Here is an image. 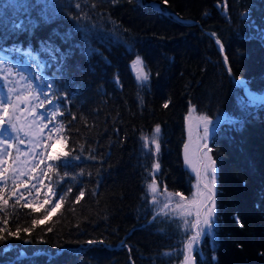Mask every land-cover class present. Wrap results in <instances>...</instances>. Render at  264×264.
<instances>
[{
    "label": "trees",
    "instance_id": "obj_1",
    "mask_svg": "<svg viewBox=\"0 0 264 264\" xmlns=\"http://www.w3.org/2000/svg\"><path fill=\"white\" fill-rule=\"evenodd\" d=\"M36 3L0 0V47L20 48L6 53L52 82L49 96L63 113L56 117L63 125L60 152L69 156L66 165L45 157L39 205L27 198L30 187L19 192L22 182L3 184L4 235L19 227L21 239L0 241V249L11 246L0 252V264H32L34 252L42 253L36 264H182L184 244L195 232L184 221H194L196 210L162 212L148 223L155 210L148 185L154 178L160 188L194 197L196 177L183 157L193 105L219 126L226 119L210 146L217 166L215 235L195 245L196 264H264V100L252 102L237 83L264 91V42L250 27L255 22L264 29V0H226V8L225 0H40L31 7ZM17 22L26 30L14 29ZM28 48L38 54L34 63ZM137 56L149 73L145 83L131 67ZM156 125L158 154L142 140ZM49 177L56 181L50 199ZM59 195L61 208L32 227L33 219L51 213ZM16 247L27 253L19 261ZM57 252L49 262L47 253Z\"/></svg>",
    "mask_w": 264,
    "mask_h": 264
},
{
    "label": "snow or ice",
    "instance_id": "obj_2",
    "mask_svg": "<svg viewBox=\"0 0 264 264\" xmlns=\"http://www.w3.org/2000/svg\"><path fill=\"white\" fill-rule=\"evenodd\" d=\"M167 0H165V3ZM40 4V0H37L36 4H33L31 7L36 8ZM21 7H25V5H21ZM45 8L48 7L47 4L44 5ZM79 7V5H77ZM224 8L227 7L226 0L224 5L222 6ZM244 18H248V13L245 12L242 14ZM179 19V17H177ZM31 24V21L29 22ZM14 29L17 30H26V27L23 22H17L14 23L13 25ZM250 27L254 28L256 31V36L259 38L262 42H264V29L257 28L255 25V22H251ZM211 35L215 36V33H212ZM216 43L220 45L221 49H223V45L220 44V41L217 39ZM20 48H12V49H5L0 47V82H3L4 86L7 87L8 83H10L9 77L15 73L20 77L21 80L29 79V77H25L24 74L20 71L18 63H14L12 58L8 55H4L6 52H20ZM25 55H27L30 58V62H35L38 59V54L34 52L32 48H28L25 52ZM133 71L136 74V79L138 82L145 83L149 80V73L145 70L143 61L141 57L137 56L135 61H133ZM230 71V69H229ZM41 80V86L42 87H47L49 89L52 88V82L50 81H45L43 76L41 75L40 77ZM237 83L242 84L245 86V89H247V85L245 84L244 81H238ZM27 87L31 90L34 86L31 82L27 85ZM14 92V89L8 88L6 93L0 94V211H2L7 205H8V200L4 198L3 195V184L7 182V177L6 173L9 171L7 167H5V164L7 163L5 157L10 155V148L12 145L9 143V139H16V137L10 136V133H19L22 129L17 128L16 123L14 122V117L12 114H10V106L13 110H19V102L21 101L20 95H17L16 101L12 100V94ZM40 96H44L45 99L48 101V104L50 106V109L46 111L44 114V118L55 121V118L57 115L63 116V113L59 111V103L56 102V100L51 99L47 96L46 93L43 91L38 92L36 99H40ZM249 96L252 98V102H259L261 100H264V95H257L256 93L249 92ZM29 97L24 98V103L27 104L29 102ZM43 106V102H41V107ZM165 107L168 105L165 104ZM193 108L190 107L189 109V116H191V113L193 112ZM39 115V114H37ZM75 119V117H73ZM199 122L203 124V131H204V138L206 139L209 136V125L213 124V121L210 120L207 116H201L199 117ZM220 121H217L214 127L219 126ZM228 123L232 124L233 126L239 125L242 123V121L239 120H229ZM46 127H48L46 125ZM63 125L57 126L55 123H53V126L50 127L48 130L51 131H57V130H62ZM41 133L43 132V129L40 130ZM160 133V126L156 125L154 129L153 136L151 140L149 141L148 137H142V140L144 141V148L151 153L152 149L150 145H154L155 153L158 154L160 151V143L157 140V137ZM27 135V133H26ZM51 139V137H49ZM19 143H23V141H19ZM41 143L39 140L36 141L35 147H40ZM48 146L45 145V148ZM205 148H207V145H205ZM187 149L188 145L185 144V160L188 162V157H187ZM20 149L17 145V152H19ZM31 151L35 155H46L47 160L52 161V162H61L62 164L66 165L68 162V156L69 153L67 152H59L56 155H52L51 153H40L36 154L35 153V148H32ZM211 149L208 148L207 152H205V156L207 158V163L204 165L205 169V174L206 176H210V184L206 183L204 184L203 188L204 191L198 192V193H193L194 199L190 201L189 203L193 206L196 207L197 211L195 214V220L194 221H187L185 220V226L189 227L190 229H195V232L192 236L188 237L187 241L184 244V248L182 250L183 252V262L182 264H196V259L193 256V252L195 251L194 246L198 245L200 242H202L204 239H209L213 240L214 235H215V228H216V200L215 196L217 193L216 189V183H217V168H216V162L212 160L211 156H209L207 153L210 152ZM63 158V159H62ZM74 159H79V157H74ZM15 163V161H14ZM40 163H44L43 160L40 161ZM61 166L60 164L57 165V167ZM39 167V164H36V167L32 169V171H35L36 168ZM48 170L50 172H55L57 176H59V173L56 168H53V164L49 163L46 165ZM160 165L158 163L153 165V169L158 170ZM12 173L13 175H16L18 173V169L16 167L12 168ZM45 176H48L47 172L42 173ZM65 176L68 175V173L64 174ZM197 177L199 178V173H197ZM42 183V181H38ZM15 183V181H14ZM52 183H56L52 179V177H49V189L51 191V185ZM59 183H57V187H59ZM33 188H36V185H32ZM199 187V185H197ZM37 192H39V189H36ZM148 190L149 192L153 195V203L157 202V196L160 195L161 193L158 192L155 180L153 178V183L148 185ZM72 189L68 188L67 192L71 193ZM165 198L167 200H171L174 196H180V202L177 203L176 209L181 213V215H191L190 212L185 213V209L188 207V204H185L184 200L185 198L182 196V194H174V193H167L165 189ZM13 196H16V192H12ZM84 196V191L81 190L79 195L76 197V201L78 202L82 197ZM199 197L196 199L195 197ZM23 198L22 196L18 197L16 200V203L19 202V199ZM64 200V195H59L58 198L55 200V205L51 209V213L49 215H46L43 220H37L33 219L32 220V227H35L39 224L42 223H47L48 220L51 218V215H54L60 208H61V202ZM44 203H51V200H46ZM26 206H31L26 205ZM44 205L41 204L40 207H43ZM168 204L164 205V208H167ZM37 209H33V211H36ZM163 211V209L161 210ZM237 222L239 223V218L236 217ZM0 224H3L4 227H0V241H7L8 237H13L15 239H21L20 237V231L21 229L18 227L16 232H11L8 231V235L5 236L4 233L7 231V224L8 220L7 219H0ZM241 227H243V224H240ZM30 228H24L23 232L29 233ZM48 231H52L51 228L48 229ZM24 244L31 243L30 240H24ZM103 241H93L90 240L88 241V244L94 245V244H102ZM11 246H6L3 249H0V252L7 253L10 250ZM17 252L16 255V260L19 261L22 258H24L27 253L23 250H20L18 247L14 248ZM42 255L40 252H34L29 259L32 261V264H36L35 257H38ZM60 253L57 252L56 254L52 253H47V258L48 261L51 262L54 259V256H59ZM166 255H170L169 253H166ZM213 260H215V256L212 257Z\"/></svg>",
    "mask_w": 264,
    "mask_h": 264
},
{
    "label": "rangeland",
    "instance_id": "obj_3",
    "mask_svg": "<svg viewBox=\"0 0 264 264\" xmlns=\"http://www.w3.org/2000/svg\"><path fill=\"white\" fill-rule=\"evenodd\" d=\"M133 61L131 63V67L133 65ZM13 62L19 63L20 61L13 60ZM19 69H21L20 66ZM17 76L18 75L13 73L9 77L10 83H8L7 87L4 86L3 82H0V94L6 93L8 88H12L14 89V92L12 94V100L16 101L17 95H20L21 97V101L19 102V110H13L10 106V114L13 115L14 122L16 123L17 128H20L22 130L18 134L10 133V136L16 137V139H9V143L12 145V147L9 150L10 155L5 157L7 161L5 167L9 169V171L6 173V177H7V181H10L12 184H14V181L15 183L22 182V184L20 185L21 188L19 189V192L21 194L27 193L26 192L27 187H30L32 191L27 195V198L29 200L34 201L35 205H39L44 200V196H43L44 191L43 192L41 191V183L38 182L41 181L40 175L38 173V169L40 167H43L44 163H40V161L41 160L44 161L46 155H35L31 151V149L35 148L36 154L46 152V153H51L53 155L55 153L60 152L63 149L64 141L60 130L51 131V132L48 130L50 127L53 126V123L59 126V124L56 121L53 122L51 120L44 118V114L46 113V111L50 109L48 101L45 99L44 96H40V99H36V96L40 91H43L48 96L47 87L41 86V80L39 81L40 85L37 84L38 82H36L35 79L38 77L37 74L34 73L33 71L27 72L26 77H29L30 80L29 79L21 80ZM29 82H31L34 86L31 90L27 87ZM246 90L248 95L249 92L254 93L248 88ZM256 94L261 95L257 92ZM25 97L30 98L27 104L23 102ZM41 102H43L42 107H41ZM191 108L194 109L193 112L191 113V116H189V112L186 115L187 138L185 144L188 145V149H187L188 162H186L185 160V145L183 150V157H184L185 166L196 177L194 183L195 185H199V187H197L195 193H198L204 191L203 188L204 184L206 183L210 184L211 177L206 176L204 169V165L208 162L205 156V152H207V149L209 148L208 143L213 133L215 132L216 127H214L215 122L212 120L213 124L209 125V129H210L209 136L205 139L204 131H203L204 126L202 123L199 122V117L206 115L200 113L194 105ZM46 125L48 127H46ZM41 129H43L42 133L40 131ZM49 137H51V139H49ZM151 138L152 136L149 138V141L151 140ZM37 140H39L41 143L40 147H35ZM19 141H23V143H19ZM17 145L20 149L19 152H17ZM45 145H47L48 147L45 148ZM205 145H207V148H205ZM207 154L211 156L210 152H208ZM36 164H39V167L36 168L35 171H32V169L36 167ZM13 167H16L18 169V173L16 175H13L12 173ZM197 173H199V178L197 177ZM28 178H30L31 180L29 182H25ZM152 183L153 181L150 182V184ZM155 183L158 192L161 194L157 196V202L154 203V209H155L154 211H158L162 209L165 203L167 202H171L170 203L171 206L167 210H165V212H172L173 210H177L176 205L177 203L180 202V196H174L171 200H167L165 198L166 195L165 189L160 188L157 181ZM34 184L36 185V188L32 187V185ZM37 188L39 189V192H37L36 190ZM216 189H217V183H216ZM46 192H47V197H49V199L54 195V190L52 189L51 191L49 189ZM166 192L178 194L176 192L168 191L167 189ZM184 198H185L184 200L185 204H188V206H190V212H193L194 210L197 211L196 207L189 203L194 199V197L193 198L184 197ZM195 198L198 199L199 197L197 196ZM193 256L195 257L194 252H193Z\"/></svg>",
    "mask_w": 264,
    "mask_h": 264
},
{
    "label": "water",
    "instance_id": "obj_4",
    "mask_svg": "<svg viewBox=\"0 0 264 264\" xmlns=\"http://www.w3.org/2000/svg\"><path fill=\"white\" fill-rule=\"evenodd\" d=\"M151 5H154L153 3H150ZM158 9H161L160 7H157ZM245 12H247V11H245ZM248 13V12H247ZM179 17V16H178ZM179 19L180 20H182V21H189L190 19H188V18H183V17H179ZM210 34H212V32H209ZM213 36V35H212ZM214 38H216V35L215 36H213ZM225 48H223L222 49V52L226 55V53H225ZM238 81H240L239 79H238ZM246 85H247V87L249 88V89H251V90H253L254 92H257V93H259V94H261V95H264V91H257V90H254V89H252V87H251V85L249 84V83H245ZM212 119V118H211ZM231 119H235V118H231ZM225 121L226 120H223V122L220 124V126H219V128L225 123ZM218 128V129H219ZM211 143H212V138L210 139V141H209V143H208V146H211ZM212 158V157H211ZM216 168H217V166H216ZM166 204H168V207H169V205H170V202H167ZM167 207V208H168ZM167 208H163V211L165 210V209H167ZM162 210V209H161ZM161 210H158L153 216H152V218L149 220V222H152L154 219H155V217L158 215V213L159 212H162ZM148 222V223H149Z\"/></svg>",
    "mask_w": 264,
    "mask_h": 264
},
{
    "label": "bare ground",
    "instance_id": "obj_5",
    "mask_svg": "<svg viewBox=\"0 0 264 264\" xmlns=\"http://www.w3.org/2000/svg\"><path fill=\"white\" fill-rule=\"evenodd\" d=\"M254 93H256V92H254Z\"/></svg>",
    "mask_w": 264,
    "mask_h": 264
}]
</instances>
